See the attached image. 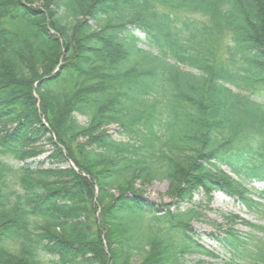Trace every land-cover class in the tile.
Here are the masks:
<instances>
[{
    "label": "trees",
    "instance_id": "1",
    "mask_svg": "<svg viewBox=\"0 0 264 264\" xmlns=\"http://www.w3.org/2000/svg\"><path fill=\"white\" fill-rule=\"evenodd\" d=\"M137 180L264 207V0H0V264L206 254L197 213ZM234 219L215 237L227 264H264V228Z\"/></svg>",
    "mask_w": 264,
    "mask_h": 264
},
{
    "label": "rangeland",
    "instance_id": "2",
    "mask_svg": "<svg viewBox=\"0 0 264 264\" xmlns=\"http://www.w3.org/2000/svg\"><path fill=\"white\" fill-rule=\"evenodd\" d=\"M36 6H42L44 2L34 1ZM160 7V6H159ZM161 11L169 12L165 7H160ZM179 18L182 20L190 19L196 22L208 23L206 19L200 15L192 13L179 12ZM181 28V25H177ZM224 43L226 37H223ZM223 55V52L220 54ZM219 55V56H220ZM40 103V100H38ZM79 123L86 124V119L79 117ZM109 134L116 140H121L119 134L120 130L116 126L108 129ZM38 155V160L43 163V169L56 168V163H49V156L51 148L47 145L40 144L35 147ZM68 166H65L67 168ZM129 185V184H128ZM127 185V186H128ZM132 190L144 194V198L150 202L156 203L159 206L173 205L174 210L184 212L186 210H193L197 213V217L190 222V229L192 230L193 238L202 247L203 254L197 253L189 255L184 258L185 264H227L229 263V255L223 251L220 245L216 242L215 237L219 234L221 229L228 227L225 217H237L239 219L233 220V226L239 230L243 235L251 233V229L243 222L264 228V207L259 208L258 212L251 211L241 200L230 197L223 192H213L207 198L202 192L195 194L191 202L179 203L175 199L176 187L171 186L168 182H152L150 184L135 181L131 184ZM253 188H264V184H252ZM126 188V187H125ZM117 196L118 193H112ZM257 201L256 198H252ZM264 203V202H262ZM176 208V209H175ZM255 234V233H253ZM257 237H262V234L257 233ZM255 235V236H256ZM142 256H134L132 258L133 264H141L143 262Z\"/></svg>",
    "mask_w": 264,
    "mask_h": 264
}]
</instances>
